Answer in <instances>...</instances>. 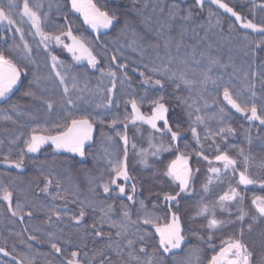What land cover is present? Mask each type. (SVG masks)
Listing matches in <instances>:
<instances>
[{"label": "trees", "instance_id": "trees-1", "mask_svg": "<svg viewBox=\"0 0 264 264\" xmlns=\"http://www.w3.org/2000/svg\"><path fill=\"white\" fill-rule=\"evenodd\" d=\"M8 2L9 0H0V3L5 6ZM17 2L22 7L23 0H17ZM93 2L102 9L110 11L115 10V6L119 4V11L122 14L119 24L109 31L103 32V34L96 35L88 25L83 23L82 17L71 12L68 0H29L30 6L42 5L40 9L42 14L49 13L43 23L45 31L58 33L60 28L66 26L65 16L69 17L73 34L81 37L99 60L94 69L88 65H77L71 54L62 46H57L54 41L48 44V51H45L44 44L40 43V37L29 34L34 30L27 22L16 25L23 30V40L20 38L21 34L15 31V27L9 29L6 23L0 24V50L6 51L9 47L17 44L23 49L24 43H27L32 49L30 59L17 61L21 68L28 72L27 77L22 76L21 82L14 87L7 100H0V140L4 141L3 146H0V159L8 153L9 147L13 149L12 156L14 158L19 148L23 147V139L31 135L32 128H47L55 134L56 129L53 125L58 119L63 120L68 112L77 116H90L95 121L94 128L96 131V135L85 147L86 155L84 158L68 152H57L49 144L43 147L38 154H26L23 171L9 169L0 163V185L10 187L13 190V208L19 199L22 204H25V211L28 210L24 196L21 195L23 193L28 195L30 199L44 203L45 206L54 203L64 215L63 221H55L53 218L56 224L55 228L41 225V222L46 219L43 212H34L31 218L25 216L22 222L19 217L11 215L6 202L0 201V248H4L9 253L8 256L0 253V264H16V261L13 260L14 256L17 260L27 257L34 261V264H49V261H52V264H60L61 258L52 253L50 245L46 243L47 237L42 233L33 231L36 226L44 227L45 231H56L58 228H64L65 238H71L73 244H62L61 246L66 249L77 250L76 244H80V247L83 248V244L86 243L87 248H83V251L89 253V258L94 249L102 247L107 242V237L99 238L92 235L91 228H88L87 232L83 228L79 232L76 231L80 226L69 221L68 216L78 213L79 205L69 202L65 207V200L52 201L50 196L40 192V189L44 187L45 177L53 179V185L49 189L51 194L60 191L61 195H65V190H67V201L84 200L96 202L98 206L100 201L107 200L108 203L114 204L113 219H120L122 203L129 206L132 218L136 219L137 210H140L139 201H143L145 207L141 210V218L144 212L154 213L155 216L160 217V224L166 223L170 220L171 213L168 211L169 205L163 200V195L166 192L175 194L179 191V184L164 176L163 173L179 154L176 151L177 147L180 152L191 155L189 166L193 170L189 190L180 194L178 207L173 208L181 218L186 240L182 248L175 252V256L172 253L162 254L158 251L157 258L162 255L163 264H186L189 259L192 260V264H196V257L191 256L188 251L195 249L200 258L199 264H208L211 257L220 250L223 241L239 234L241 222L236 220L239 215L237 202L232 201L221 207L219 199L230 188H236L244 196L242 207L248 213L243 222V229L244 241L253 253L252 264H264V260H262L264 258V243H262L264 218L258 219L255 223L250 219L252 215L256 214L251 203L252 198L254 196L264 197V189H261L259 185H250L247 188L238 184L239 171L243 168V157L239 155L240 148L244 149L246 155L254 158L250 161V173L256 176H264V168L260 167L261 162L264 161V125L249 121L244 115L234 111L223 99V88L227 86L233 96L238 97L241 102L249 105L255 103L258 113L261 106L264 105V87L260 83L259 76V73L264 71V51L255 49V45L250 43V41L258 39L259 34L240 27V23L236 22L231 14L225 13L216 5L211 4L210 0L204 1L203 8L195 5V0H181V8L191 9L194 22L187 25V31L182 37V46L179 52L175 48V42L181 40L179 28L172 31L173 45L170 52L176 59L170 67L175 70L180 59L187 58L190 60L193 49H195V58L201 60V64L192 65V67L203 68L207 65V59H202L200 56L201 52L205 54V57L216 58L221 64L227 65L224 68L213 66L211 75L213 78L219 77L217 81L219 87L208 84L207 89L202 92L203 99L197 96L195 91L191 93L192 98L196 101V107L200 108V112L194 113L192 119L195 120L196 115L204 118L203 124L196 125L200 135V142L197 143L191 132L188 131L189 121L185 115V106L176 100L177 96L187 98L190 95L188 90L182 84L177 89L171 82L166 83L164 89H154L151 85H143L141 83L143 78L139 76L140 72L152 75L149 68L153 66V61H156V66L161 64V61L157 60L156 50L148 47V43L156 42L154 32L159 30L156 18H167L166 4L172 3L173 0H141V3L137 4L136 7L142 8L143 16L136 13L132 0H93ZM223 2L245 17L246 20L264 23V8L260 7L264 4V0H223ZM144 3L148 5L146 8L143 7ZM157 3L165 5L163 14L158 9L153 11ZM49 5H51V9ZM210 11L214 15L210 16ZM125 14L140 35L145 34L144 26L140 24L141 19L143 17L152 18L153 33L149 34L147 41H142L139 35L133 37L131 29L125 33L121 32ZM15 18L19 21L18 15ZM246 35L248 36L247 41L245 40ZM134 40L135 43H133ZM160 43V56L166 57L167 53L163 48V41ZM49 52L51 55H55L60 62L57 69L66 77V85L70 89L68 97L75 100L79 107L72 108L68 105L61 107L68 97L64 95V85L59 83V79L52 70ZM13 55L14 58L16 56L22 57L26 53L20 51ZM113 56L117 57L116 63L128 65L126 71L130 80L121 83L123 74L116 68V64L112 63L111 58ZM30 60H35L36 64H32ZM164 63H167L166 59ZM145 64L149 65V68H145ZM134 68L136 71H133ZM109 69L117 71L116 90L112 94V98L115 104H119V107H115V105L111 108L96 107L97 104L105 102L109 95L107 89L111 87L113 79L107 75ZM253 72L257 73L255 77L252 76ZM34 73L41 78L39 88L34 84L31 85L37 94V99L23 95L29 89V82L34 79ZM189 78H193L191 73H189ZM249 82L256 85L254 90L257 95L255 98L246 89ZM73 83H76V89L72 88ZM78 89H84V91L81 92ZM158 94L164 95L166 98L169 107L168 119L173 130H176L177 124L180 126L181 137L178 141L171 142L169 135H161V133L155 132L142 123L135 125L129 123L127 129L122 123H118L114 128L109 127L113 118L124 120L126 116L131 115V105L126 103L129 99H136L142 112L145 115H150L151 106L147 101L155 98ZM80 96H83L84 99L78 100L77 97ZM41 97L54 102L55 107L51 113L47 112ZM142 97L145 98L144 102L141 101ZM205 101H207L206 107ZM191 102L189 100V103ZM14 104L18 105L16 110H13L12 105ZM222 107L226 113L223 121L220 119V108ZM65 109L68 111L66 112ZM32 114H35V119L30 118ZM6 117H11V119H5ZM162 125L163 122L159 124L160 127ZM229 125L235 130L234 134H227L224 139H221L220 135L205 139L209 131L217 133L220 127H228ZM117 131L122 134L126 132L129 138L127 168L133 179L127 183L126 191L130 193V185L136 184L135 199L137 202L135 204L127 201L126 197L117 198L116 194H111L110 198H106L102 191V181L107 182L109 177V165L108 158H105V149L107 148L115 155H119L120 159L123 160L124 145L123 141L116 135ZM101 132L105 134L103 137ZM20 133H24L20 142L11 145L9 140L20 136ZM38 134L42 133L38 132ZM107 137L114 139L109 141ZM249 137L251 138L250 144ZM170 143L173 145L172 150H162L157 155L148 157L147 167L141 163L139 153L142 149L150 153L153 148L160 146L167 148ZM133 144L136 145L135 148L132 147ZM217 147L221 152H227L238 161L235 174L232 173L231 169L225 172L222 164L215 161ZM199 151L208 156L209 160L212 161L211 166L220 167L221 172L214 174L209 171L208 161L196 156L195 153ZM109 158L114 159V156ZM210 178L211 182H209ZM56 181L60 182V189L55 187ZM118 183L123 184L124 182L118 181ZM205 186H207V190H205ZM171 203L172 205L177 204L176 201ZM204 206H207L208 214L199 215L198 213ZM99 215V210L93 213L89 209L85 222L91 224L93 217L98 218ZM213 215L216 219L227 223L220 228L209 229L208 220L213 218ZM166 216L167 220L165 219ZM249 223H252L251 232L248 231ZM139 227L155 233V229L151 228L150 225L141 224ZM103 231L105 233L112 232L113 236L115 234V229L108 228L107 224L104 225ZM33 234L40 236L45 242L37 243L29 240L28 236ZM209 235L212 237L211 240L208 239ZM148 240L147 253L151 254L154 248H158V237L153 235ZM139 247L140 243L138 242L137 250ZM138 254L141 259H147L144 253ZM110 255L114 259L116 258L114 253H110ZM80 259L86 260L88 258H85L81 253ZM100 259L101 257H97L95 264H99ZM124 259H127L126 254Z\"/></svg>", "mask_w": 264, "mask_h": 264}, {"label": "snow or ice", "instance_id": "snow-or-ice-1", "mask_svg": "<svg viewBox=\"0 0 264 264\" xmlns=\"http://www.w3.org/2000/svg\"><path fill=\"white\" fill-rule=\"evenodd\" d=\"M140 3L141 0H132V5L134 8H136V13L143 16L142 8L136 7V5ZM210 3L216 5L225 13L231 14V16L235 18V21L240 23V27L244 29H250L253 33L259 34V38L250 41V43L255 45V49L264 51V23H254L252 20H246L245 17L240 15L227 3H224L223 0H210ZM68 4L70 5L71 12L79 13V15L83 18V23L88 25L95 32H99L100 29L113 28L117 26L121 20L122 14L119 11V4H117L115 6V10L112 11L102 9L96 3H94L93 0H68ZM195 5L203 8L204 0H195ZM147 6V3L143 4L144 8ZM41 7L42 5L39 4L30 6L29 0H23L22 7L17 2V0H9L6 6L0 3V24L6 23V25L9 26V29H11V27H15V31L21 34L20 38L23 40V30L21 27L16 25L18 23L22 24L27 22L30 24L31 29L34 30V32H30L29 34L40 37V43L44 44L45 51H48V44L54 41L57 46H62L69 53H71L73 60L76 62L79 63L86 60L90 67L96 68L97 64L99 63L97 56L93 54L90 47L87 46L81 37L73 34V28L69 17L65 16V21L67 22L66 26L60 28L58 33H50L45 31L43 27L44 20L47 19L49 13L42 14L40 11ZM166 7L167 18H156V23L159 25V30L154 32L156 42L148 43V47L156 50L157 60H160L161 64L156 66V61H153V66L151 68H149V65L145 64L144 67L149 68V71L152 73V75H146L145 72H140L139 76L143 78L141 81L143 85H151V87L154 89H164L165 84L171 82L177 89H179L180 85L182 84L188 90L190 95L187 98L177 96L176 100L185 106V115L189 121L188 131L191 132L193 138H195L197 143H199L200 135L197 132L196 125L203 124L204 118L200 115H196L195 120L192 119L194 113L200 112V108L196 107V101L192 98L191 93L195 91L197 96L203 99L202 92L207 89L208 84L219 87L217 83L219 77L213 78L211 75L213 66L224 68L227 67V65L221 64L216 58H212L210 56L205 57V54L201 52L200 56L202 59H207V65L203 68L192 67V65L201 64V60H197L195 58V49H193L191 59H180L178 66L175 70H173V68L170 66L173 65V62L176 58L173 57L170 52V48L173 45V37L171 33L174 29L179 28L181 40L175 42V48L177 52H179L182 46V37L187 31V25L194 21L191 9L181 8V0H173L172 3H167ZM260 7L264 8V4L260 5ZM49 8L51 9V5H49ZM157 9L161 14H163L165 12V5L157 3L153 8V11L155 12ZM182 12L184 14H181ZM16 15L19 16V21H17L15 18ZM209 15L212 16L214 13L210 11ZM217 23H219V21H217ZM140 24L144 26V35H140L136 31L132 21L129 20L125 14L121 32L125 33L131 29L133 37L139 35L142 41H147L149 34L153 33L152 18L143 17L140 21ZM201 27H203V25H201ZM62 38L70 40L71 43H66ZM245 40H248L247 35L245 36ZM161 41H163V48L167 53L166 57H161L159 53ZM135 42L136 41L134 40L133 43ZM20 51H23L26 53V55L22 57L16 56L14 58L13 54ZM31 53L32 49L27 43H24L23 49H21L20 45L17 44L13 47H9L6 51L0 50V100H7L9 98V93H11L13 88L16 87L19 82H21V77H27L28 72L22 69L17 61L22 59H30ZM49 55L51 56L52 60V70L55 72V76L59 79V83L64 85L63 92L64 95L68 97L70 89L66 85V77L62 75L57 69V65L60 62L57 60L55 55H51L50 52ZM165 59L167 61L166 64L164 63ZM111 60L112 63L116 64V68L123 74V80H121V83L130 80V77L126 71L128 65L124 63H116V56H113ZM30 62L32 64H36L35 60H30ZM133 71H136V69L134 68ZM189 73H191L193 78H189ZM33 75L34 79L29 82L30 87L23 93V95L37 99V94L32 89L31 85L34 84L37 88H39L41 78L35 73ZM107 75L113 78L111 81V87L107 89L109 95L106 97L105 102L97 104L96 107L111 108L114 105L115 107H119V104H115V101L112 98V94L116 90L117 71L109 69L107 71ZM256 75V72L252 73L253 77ZM259 76L260 83L262 87H264V71H261ZM245 79H247V76H245ZM255 87L256 85L252 82H249V84L246 85L247 91L253 98H255L257 95L256 91L254 90ZM72 88H77L76 83H73ZM78 90L81 92L84 91V89ZM40 99L47 112L51 113L55 107L54 102L48 99H43L42 97ZM77 99L83 100L84 97L80 96L77 97ZM223 99L228 105L231 106L232 109H235L236 112L243 114L249 121H259L261 125H264V105L261 106V110L258 113L255 103H251L249 105L248 103L241 102L238 97L233 96L232 92L227 86L223 88ZM189 100L192 102L189 103ZM141 101L144 102L145 98L142 97ZM147 102L150 103L151 106L150 115H145L141 112L140 105L136 99H129L126 103L131 105V115L126 116L124 120L113 118L109 124V127L114 128L118 123H122L124 124V128L127 129L129 123L135 125L137 122H139L148 125L155 132L161 133V135H169L171 142L178 141L181 137L180 126L177 124L176 130H173L172 125H170L168 119L169 107L167 106L165 96L158 94L155 98ZM85 103L88 102L85 101ZM204 104L206 107L207 101H205ZM64 105H68L72 108L79 107L76 101L71 97H68L61 107H64ZM12 107L13 110H16L18 105L14 104ZM65 111L67 112L68 109H65ZM225 116L226 113L222 107L220 108L221 121H223ZM30 118L35 119V114H32ZM5 119L10 120L11 117H6ZM159 121H163L162 127L158 126ZM13 123H15V121H13ZM94 123L95 121L92 120L88 115L77 116L73 115L71 112H68L63 120L58 119V121L53 125L54 129H56L55 134H53L52 131L47 128H32L31 135L28 138L23 139V147L19 148L17 155L13 158V149L9 147L8 153L3 155L2 159H0V163L6 165L9 169H18L23 171L25 167L26 154L37 153L46 144H51L53 149L57 152H68L84 158L86 155L85 145L93 139L92 133L94 131ZM38 132L42 134H38ZM234 132L235 130L230 125L228 127H220L217 133H212L209 131L205 136V139L215 135H220L221 139H224L225 135L234 134ZM104 135L105 134L101 132V136L103 137ZM116 135L121 141H123V160L120 159L119 155H115L114 152L109 151L107 148L105 149V158H108L109 177L107 182L102 181V191L106 198H110L111 194H116L117 198L126 197L127 201L135 204L137 202L135 199L136 184L133 183L130 185V193L126 191V185L128 181L133 179V177L129 175L127 168V146L129 143V138L126 132L122 134L121 132L117 131ZM23 136L24 133H20V136L10 139L9 143L11 145H16L20 142L21 137ZM107 139L109 141H113L114 138L107 137ZM250 143L251 138L249 137V144ZM3 144L4 141L0 140V146H3ZM172 146V143H170L167 148L163 146L156 147L155 151L152 152L151 155L155 156L162 150L170 151L172 150ZM132 147L135 148L136 145L133 144ZM176 151L179 154L176 155V158L171 161L163 173L164 176L168 177L174 182H178L179 184V191L175 192V194L166 192L163 195V200L169 205L168 211L171 213V218L166 223L160 224V217L155 216L154 213L144 212L141 218V210H143L145 207L143 201H139L140 210H137L136 219L132 218V213L129 209V206L123 203L120 206V219H113L112 216L115 210L114 204L108 203L107 200L100 201L98 206L96 202H87L84 200L67 201V190H65V195H61L60 191H57L55 194H51L49 189L53 185V179L50 177H45L44 187L40 189V192L44 193L46 196H50L52 201L65 200V207L69 202L79 205L78 213L68 216L69 221H71L76 226H80L76 229V231L79 232L81 228H83L84 231L87 232V229L91 228L92 235L99 238L107 237V242L103 244L102 247L94 249L92 256L89 258V253L87 251H83V248H87L86 243L83 244V248L80 247V244H76L77 250L66 249L61 246L62 244H73V240L71 238H65L64 228H58L56 231H45L44 227L36 226L34 227L33 231L42 233L47 237L46 243L50 245L52 253L61 258L60 264H95L97 257H101L99 264H163V256L161 255L159 258H157V252H162V254L172 253L173 256H175L176 253L173 252V250L181 249V246L186 240V236L184 235V230L181 225V218L177 212L173 210V208L178 207V197L180 194L186 193L188 191L193 170L189 166L191 155L186 152H180L178 147L176 148ZM216 151L217 154L215 155V161L219 164H222L223 170L225 172L231 169L232 173L235 174L237 172L238 161L231 157L227 152H221L218 147ZM139 154L141 155V163L147 167V156L149 153L142 149ZM195 154L198 158H203L204 160L208 161L210 165L209 171L214 174L221 172L220 167L211 166L212 161L209 160L208 156L204 155L202 151H199ZM239 155L243 157V168L239 171L238 184L244 185L245 187L249 185H259L261 189H264V176H256L249 171L250 161L254 158L246 155L243 148L239 149ZM113 156L114 159L109 158ZM260 167L264 168V161L261 162ZM197 171H199V169H197ZM121 180L124 182L123 184L118 183V181ZM209 182H211V178L209 179ZM55 187L57 189L61 188L59 181H56ZM205 190H207V186H205ZM21 195L24 196V201L28 208L27 211H25V204H22L19 199L16 202L15 208H13V190L10 187L0 185V201L7 203L8 210L11 212L13 217H19V219L23 222L25 216L31 218L34 215V212H43L46 219L41 222V225H47L48 227L52 228L56 227L53 218H55V221H63L64 215L61 213V211H59L57 205L54 203L45 206L44 203H41L35 199H30L26 194L21 193ZM219 199L221 201V207H224V205L228 202H237L239 215L236 217V220L241 222V228L238 236L229 237L226 241L222 242L220 250L211 257V259L208 261V264H252L253 253L250 251L248 244L244 241L243 222L245 217L248 216V213L245 212L244 208L242 207L244 196L239 191H237L236 188H230L229 191L225 192L222 196H220ZM173 201H176L177 204L172 205L171 202ZM251 203L256 214L252 215L250 219L253 223H255L258 219L264 218V197L254 196ZM89 209H91L93 213L99 210L100 213L98 218L96 216L93 217L91 224H87L85 222V217ZM198 214L207 215V206H204ZM165 219L167 220V216ZM226 223V221L216 219L213 215V218L208 220L207 226L209 229H216L222 227ZM105 224L108 225V228L115 229L114 236L112 232L105 233L103 231ZM141 224L150 225L151 228L155 229V233L153 234L150 231L142 229L139 227ZM248 231H252V223L248 224ZM153 235L158 237V248H154L153 252L148 254L146 245L149 242L148 238ZM262 236H264V234H262ZM211 238V235H209L208 239L211 240ZM28 239L31 241H36L37 243L45 242L40 236L34 234L29 235ZM201 239H203V237H201ZM138 242L140 243V247L137 250L136 245ZM262 243H264V239H262ZM29 248H31V245H29ZM188 251L191 256L196 257V264H199L200 258L196 250L189 249ZM0 253H3L5 256L9 255V253L4 248H0ZM81 253H83V256L88 259L81 260ZM110 253H114L116 258L114 259ZM138 253H144L147 256V259H141V256ZM125 254L127 255L126 260L124 259ZM13 260L16 261V264H34V261L28 259L27 257L17 260L14 256ZM262 260H264V258H262ZM49 264H52V261H49ZM186 264H192V260H187Z\"/></svg>", "mask_w": 264, "mask_h": 264}, {"label": "rangeland", "instance_id": "rangeland-1", "mask_svg": "<svg viewBox=\"0 0 264 264\" xmlns=\"http://www.w3.org/2000/svg\"><path fill=\"white\" fill-rule=\"evenodd\" d=\"M204 1H205V0H204ZM76 14L79 15V13H76ZM79 16H80V15H79ZM80 17H81V16H80ZM88 27H89V26H88ZM89 28H90V27H89ZM90 29H91V28H90ZM110 29H111V28H109V29H100L99 32H95V31H93L92 29H91V30L93 31L94 34H96V35H100V34H103V32H105V31H109ZM248 30H250V29H248ZM62 39H64L66 43H69V44L71 43V41H70V40H67L66 38H62ZM70 54H71V53H70ZM71 56H72V54H71ZM75 62H76V61H75ZM76 64H77V65H80V66L88 65L86 60L81 61V62H79V63L76 62ZM88 66H89V65H88ZM91 68H92V67H91ZM92 69H94V68H92ZM21 78H22V77H21ZM13 89H14V88H13ZM9 95H10V93H9ZM226 103H227V102H226ZM229 106H230V105H229ZM230 107H231V106H230ZM140 110H141V109H140ZM233 110L235 111V109H233ZM141 112H142V110H141ZM142 113H143V112H142ZM242 115H243V114H242ZM161 122H163V121H159V122H158V126H159V124H161ZM255 122L258 123L259 121H255ZM137 124H139V122H137ZM144 125H146V124H144ZM146 126H148V125H146ZM148 127H149V126H148ZM149 128H150V127H149ZM48 145H49V144H46V145H44L43 147L48 146ZM43 147L41 148V150L43 149ZM41 150H40V151H41ZM40 151H39V152H40ZM154 151H155V148L152 149V151L148 154L147 158L150 157V156H152L151 153L154 152ZM39 152H37V153H29V154H32V155H33V154H38ZM189 162H190V160H189ZM121 181H122V180H121ZM122 182H123V181H122ZM129 182H130V181H128V183H129ZM190 182H191V180H190ZM189 186H190V183H189ZM248 187H250V185L247 186V188H248ZM188 190H189V189H188ZM228 203H229V202H228ZM181 248H182V246H181ZM177 250H180V249L173 250V252H177Z\"/></svg>", "mask_w": 264, "mask_h": 264}, {"label": "water", "instance_id": "water-1", "mask_svg": "<svg viewBox=\"0 0 264 264\" xmlns=\"http://www.w3.org/2000/svg\"><path fill=\"white\" fill-rule=\"evenodd\" d=\"M96 135V131H95V128H94V131L92 133V136L94 137ZM89 143V142H88ZM88 143H86L85 147L88 145Z\"/></svg>", "mask_w": 264, "mask_h": 264}]
</instances>
